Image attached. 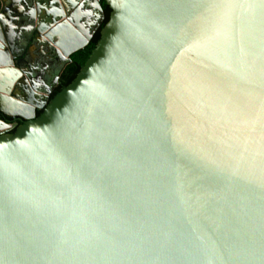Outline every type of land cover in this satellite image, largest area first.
Returning a JSON list of instances; mask_svg holds the SVG:
<instances>
[{"label": "water", "instance_id": "1", "mask_svg": "<svg viewBox=\"0 0 264 264\" xmlns=\"http://www.w3.org/2000/svg\"><path fill=\"white\" fill-rule=\"evenodd\" d=\"M19 2L0 0L20 121L0 118V264H264V0H104L102 26L100 0Z\"/></svg>", "mask_w": 264, "mask_h": 264}, {"label": "trees", "instance_id": "2", "mask_svg": "<svg viewBox=\"0 0 264 264\" xmlns=\"http://www.w3.org/2000/svg\"><path fill=\"white\" fill-rule=\"evenodd\" d=\"M100 2L105 15L103 23L101 24L102 26L108 20L110 9L106 5L104 0H100ZM98 39H99V31L96 33V35H94L91 41L84 48L71 54V62L63 70V73L59 79V83L56 86L54 93L58 92L62 87L66 86L74 79L79 69L81 68L85 60L88 58L91 50L94 48Z\"/></svg>", "mask_w": 264, "mask_h": 264}, {"label": "flooded vegetation", "instance_id": "3", "mask_svg": "<svg viewBox=\"0 0 264 264\" xmlns=\"http://www.w3.org/2000/svg\"><path fill=\"white\" fill-rule=\"evenodd\" d=\"M17 1H18V4H19V3H20L19 0H17ZM21 3H22V2H21ZM102 23H103V22H102ZM99 30H100V28L97 29V31L94 33V35H96V33H97ZM94 35L92 36V38L94 37ZM19 38H20V36H17V39H19ZM92 38H91V39H92ZM90 41H91V40H90ZM90 41H89V42H90ZM16 53H17V52H16ZM70 57H71V56H70ZM13 59H14V57H13ZM68 64H69V63H68ZM68 64H66L65 67H66ZM55 66H56V63L54 64V67H55ZM58 66H60V63H58ZM65 67H64V69H65ZM64 69H63V70H64ZM63 70L61 71V73H60V75H59V79H60V77H61V75H62V73H63ZM49 71H50V74L48 75V77H49V79H51V78L53 77V74L55 73V70L49 68ZM45 82H48V81H45ZM57 85H58V83L54 86L53 91H52V93L50 94V97L54 94V91H55V88H56ZM37 112H38V114H39V113L41 112V110L36 111V116L38 115ZM0 118H1L2 120H5V121H7V122H10L11 124H13V125H15V126H17V125L20 124V121L15 120L13 117H11V116H7V115H4V114H2V113H0ZM14 128H15V127H13L12 130H10V132H12Z\"/></svg>", "mask_w": 264, "mask_h": 264}, {"label": "crops", "instance_id": "4", "mask_svg": "<svg viewBox=\"0 0 264 264\" xmlns=\"http://www.w3.org/2000/svg\"><path fill=\"white\" fill-rule=\"evenodd\" d=\"M17 14H15L14 16H16Z\"/></svg>", "mask_w": 264, "mask_h": 264}]
</instances>
